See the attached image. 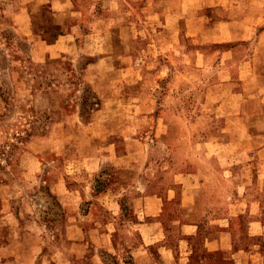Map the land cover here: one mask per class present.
Wrapping results in <instances>:
<instances>
[{
	"label": "rangeland",
	"instance_id": "374dc122",
	"mask_svg": "<svg viewBox=\"0 0 264 264\" xmlns=\"http://www.w3.org/2000/svg\"><path fill=\"white\" fill-rule=\"evenodd\" d=\"M106 1L35 0L30 5L38 16L34 39L40 34L43 41L53 43L59 36L68 35L71 25L86 27L62 60L44 63L31 56L33 39L18 35L5 21L2 23L1 17L10 16L14 0H0V22L7 26L0 29V264H21L20 252L30 242L28 224L37 222L59 229L65 224V216L73 211L61 207L49 190L50 179L62 173L63 159L29 169L33 162L30 152L36 151L31 145L47 134L49 120L71 117L77 105L82 117L96 103L97 96L80 81V70L91 58L86 34L89 21L114 14ZM130 11L132 15L120 19V23L128 27L129 36L136 41L135 58L128 61L132 69L140 73L168 69L167 75L153 83L155 92L146 107H137L141 75L127 85L126 92L136 105L128 110L129 118L150 113L155 119L152 128L140 129L137 139L150 152L152 164L166 160L173 167L197 168L201 180L194 186L179 188L176 199L166 202L161 216L163 237L153 244L147 237L145 222L137 227L139 235L128 233L132 221L127 201L135 184L127 181L124 172L107 167L92 175L62 173L71 188L83 190L91 185L93 199L81 210L87 212L93 204L101 222L113 221L116 227L111 239L85 241L80 257L64 252L60 255L63 264H135L138 262L134 260L143 255L155 264L159 245L171 249L175 258L186 257V264H246L253 260L250 256L264 253L262 224L250 215L255 211L251 201H264V173L252 155L243 157L237 152H259L264 147V20L259 29L246 35L244 43H182L174 53H164L155 62L143 54L148 48L145 37H155L156 32L146 27L139 3H133ZM124 13L118 10L114 16ZM108 23L113 26L117 21ZM189 52H196L203 60L195 63L194 56H186ZM168 56L177 59L171 63ZM240 69H244V75L238 72ZM241 84L253 91L244 114L234 107L232 92ZM215 85H222L221 93L207 99V88ZM209 152H214L220 167L205 166L203 160ZM259 214L264 217V208ZM15 223L19 227L13 231ZM104 231L101 228V233ZM58 241L55 236L42 246L35 264H44L43 258L50 255ZM139 243L144 247L142 256L132 250Z\"/></svg>",
	"mask_w": 264,
	"mask_h": 264
},
{
	"label": "crops",
	"instance_id": "0c3cea01",
	"mask_svg": "<svg viewBox=\"0 0 264 264\" xmlns=\"http://www.w3.org/2000/svg\"><path fill=\"white\" fill-rule=\"evenodd\" d=\"M34 2L35 0H14L10 16L1 17L2 23L5 21L18 35H25L34 40L31 56L35 61L44 63L49 60L60 61L64 58L63 54L70 49L71 43L82 35L79 32L85 26L71 25L70 33L59 36L53 43L43 41L40 34L34 39L32 32L38 22V16L32 13L30 6ZM133 3L136 5L139 3L146 27L154 28L156 32L155 37H145L144 45L148 48L143 54L144 57L151 56L155 62L159 61L164 53H174L182 43H244L246 35L251 30L261 27L264 20V4L262 0H107L106 7H109V11L115 14L118 10H124L125 13L119 17L112 14L107 15L108 18L105 15L89 21L91 26L87 28L89 31H86V34L91 58L80 70V81L87 84L97 96L96 103L82 117L80 105H77V112L71 117L61 116L55 122L49 120L47 134L31 145L34 150L36 149L35 152H30L33 162L29 169L32 170H36L37 166L43 163H51L62 158L64 161L62 173L66 176L92 175L107 167L124 172L127 181L135 184L131 187L133 191L129 192L131 196L127 201L132 221L128 233L131 236L139 235V232H136L137 227L145 222L147 237L154 244L163 237L161 216L165 211L166 202L176 199L179 188L194 186L201 179L197 168L185 170L180 165L173 167L166 160L152 164L149 160L150 152H147L145 144L137 137L140 129L152 128L154 116L150 113L141 114L133 117V120L128 116L131 112L128 110H131L134 104L126 92L127 85H132L137 75H141L142 85L138 89V94L144 102L140 99L137 107H146L155 92L153 83L155 85L160 77L168 73L166 67V70L163 67L155 71L143 70L141 73L132 69L131 62L135 58L133 45L136 41L129 36L128 27H124L120 19L125 20L132 15L130 6ZM110 20L117 23L109 26ZM2 23L0 22V29H6L7 26H2ZM121 46L124 48L121 49ZM196 54L189 52L186 56H194L195 63H199L203 58ZM168 58L171 63L177 59L173 56ZM140 60L144 65L142 58ZM187 62L190 66L193 64ZM238 72L244 75V69ZM221 89L222 85L207 88L206 98H210L211 95L218 96ZM232 92L235 97L234 107L243 110L244 114V110L248 108L249 94L253 91H249V88L241 84ZM129 95L131 96L130 93ZM237 154L243 157L252 155L259 162L260 171L264 173V147L259 152ZM203 161L205 166L211 169L218 165L220 167L214 152H209ZM61 174L50 179L49 190L61 207H71L73 211L65 216V224L59 229H49L37 222L26 226L31 232L30 242L29 246H24L20 252L18 260L21 264H35L41 257V247L55 236L59 241L57 245L51 247L50 255L43 258L44 264H63L60 255H64V252L69 251L80 257L84 254L85 241L96 243L114 237L116 227L113 221L102 223L96 206L91 204L87 212L81 210L83 204L87 208L88 204L85 202L93 199L91 185L88 184L83 190L71 188ZM124 188L125 185L120 190ZM251 202L255 211L252 210L250 215L255 222L262 224L261 232L264 239V217L259 214L264 208V201ZM14 227L13 231L19 226L15 223ZM103 227L105 231L101 233ZM136 246L137 248L132 249L133 254L142 256L145 253L144 247L140 243ZM157 248L159 254L155 264L176 262L186 264V257L175 258L173 251L165 245H159ZM250 257L253 260L246 264H264V253L259 257L257 255ZM134 261L138 262L135 264H153L152 260L146 259L144 255Z\"/></svg>",
	"mask_w": 264,
	"mask_h": 264
}]
</instances>
